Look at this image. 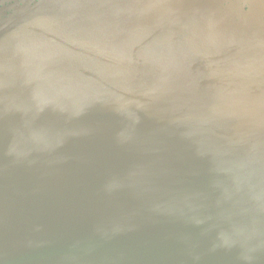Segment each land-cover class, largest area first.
I'll return each instance as SVG.
<instances>
[{
	"label": "water",
	"instance_id": "95a60500",
	"mask_svg": "<svg viewBox=\"0 0 264 264\" xmlns=\"http://www.w3.org/2000/svg\"><path fill=\"white\" fill-rule=\"evenodd\" d=\"M14 15L0 264H264V24L224 0Z\"/></svg>",
	"mask_w": 264,
	"mask_h": 264
},
{
	"label": "rangeland",
	"instance_id": "374dc122",
	"mask_svg": "<svg viewBox=\"0 0 264 264\" xmlns=\"http://www.w3.org/2000/svg\"><path fill=\"white\" fill-rule=\"evenodd\" d=\"M227 4L231 5L240 15L246 16L249 18V21H256L261 24H264V11L252 4L249 0H224ZM41 2V0H25L21 4L15 6L11 14L21 9H26L28 6H34ZM14 13V14H15ZM1 14V13H0ZM11 15L12 17L15 15ZM10 17L7 20H10ZM0 19H3V16H0ZM253 23V22H252Z\"/></svg>",
	"mask_w": 264,
	"mask_h": 264
},
{
	"label": "flooded vegetation",
	"instance_id": "af4514ba",
	"mask_svg": "<svg viewBox=\"0 0 264 264\" xmlns=\"http://www.w3.org/2000/svg\"><path fill=\"white\" fill-rule=\"evenodd\" d=\"M23 1H25V0H0V13H1L0 16H3V20H7L10 17H12L11 15H13L15 13L14 12L13 14H11L13 11V8L19 4H21L20 6H22ZM34 6H36V5H34ZM258 8H260V7H258ZM261 10H263V9H261Z\"/></svg>",
	"mask_w": 264,
	"mask_h": 264
}]
</instances>
